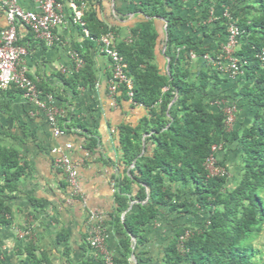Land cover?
<instances>
[{
  "label": "trees",
  "instance_id": "16d2710c",
  "mask_svg": "<svg viewBox=\"0 0 264 264\" xmlns=\"http://www.w3.org/2000/svg\"><path fill=\"white\" fill-rule=\"evenodd\" d=\"M74 1L78 7L82 5L80 0ZM190 1L199 10L181 15L177 10L182 0H138L136 10L144 19L131 28L128 40L117 42L133 81V101L146 108L147 115L134 126L118 127L121 163L129 171L114 178L117 208L112 224L123 235L121 258H113L114 264H132L128 260L133 251L131 237L135 249L144 247L148 241L145 227L157 218L161 207L197 221L174 234L157 264L261 263L260 252L252 242L264 225V203L259 196L264 192V64L259 59L264 50V0ZM212 5L221 10L216 18L210 12ZM226 10L231 18L224 16ZM157 19H162L163 28ZM230 22L239 30L232 56L239 59L241 74L234 80L237 90L228 94L225 88L233 79L223 70L228 64L223 48ZM187 24L189 30L176 33L178 26ZM79 25L84 40L73 50L84 64L62 78L72 98L79 88L92 87L96 82L93 61L85 49L99 45L101 35L114 31L99 19L93 3L84 10ZM191 53L205 60L195 72ZM37 87L42 95L50 94ZM115 95L128 99L122 84ZM238 101L249 105L251 122L241 130L230 131L226 107H235ZM233 143L239 172L230 186L226 159L218 155H227ZM214 145L220 148L214 151ZM211 156L227 174L209 173L206 165ZM25 174L18 151L0 145V225L11 223L5 199ZM133 183L137 184L135 212L127 211ZM121 213H125L123 219ZM186 231L191 233L183 241L182 252L180 237ZM23 263L51 264L44 253H36L32 243L26 247Z\"/></svg>",
  "mask_w": 264,
  "mask_h": 264
},
{
  "label": "crops",
  "instance_id": "0c3cea01",
  "mask_svg": "<svg viewBox=\"0 0 264 264\" xmlns=\"http://www.w3.org/2000/svg\"><path fill=\"white\" fill-rule=\"evenodd\" d=\"M80 1L83 12L91 3L96 5L99 19L114 28L116 42L128 40L131 28L144 19V15L136 10L138 0ZM17 2L24 9L39 11L36 0ZM62 4L64 19L55 29L57 41L54 44H45L24 26L17 27V41L27 50L22 65L28 75L50 92L41 96L45 100L51 97L57 109L56 123L63 133L55 135L46 112L23 97L16 88L0 92V145L16 149L20 163L26 166V174L19 178L16 189L5 199L10 208L8 217L11 223L0 225V264H24L29 243L34 245L36 253H44L51 264L86 261L98 264L99 260L102 261L101 253L87 243L93 225L91 210H96L103 218L106 251L113 258H121L123 235L112 224V215L117 208L114 178L127 174L129 170L121 163L118 127L136 125L147 115V109L128 99H117V95L110 93L111 63L100 52L97 43L85 49L93 61L96 82L92 87L79 88L77 96L72 98L62 78L74 70L71 52L73 46L84 39L69 0H62ZM197 10L190 0H182V7L177 12L186 15ZM220 11L214 5L210 7L212 18H216ZM157 20L163 28L162 19ZM7 26L6 10L0 5V32ZM189 26H178L176 33L189 30ZM164 50L163 46L161 52ZM204 63L203 58L193 59L192 71L199 70ZM234 80L225 88L228 94L238 88ZM214 104L221 106L222 102ZM234 106L235 118L229 126L230 131L241 130L251 122L252 116L246 102L238 101ZM68 144L70 148H67ZM88 144H92L90 149ZM230 149L227 155L220 153L218 157L225 158L226 165L235 160L239 163L236 144L233 143ZM59 151L65 152L76 164L78 195L75 197H71L64 173L54 165ZM136 192L137 184L133 183L127 211L137 210ZM159 211L157 218L145 227L148 241L144 247L135 249V240L131 237L133 251L128 260L132 264L161 262L164 248L174 234L182 226L197 221L186 214L171 213L167 207H161ZM124 214H120L121 219ZM66 248L68 255L65 254Z\"/></svg>",
  "mask_w": 264,
  "mask_h": 264
},
{
  "label": "built area",
  "instance_id": "2783aa9c",
  "mask_svg": "<svg viewBox=\"0 0 264 264\" xmlns=\"http://www.w3.org/2000/svg\"><path fill=\"white\" fill-rule=\"evenodd\" d=\"M39 5V11H32L22 8L17 0H0V5L6 10V19L8 26L0 32V92L14 87L21 92L23 97L32 101L37 108L46 112L47 118L51 126L54 127L55 135L62 134V130L57 126L56 114L57 109L52 104L51 97L46 100L42 98V94L37 87V83L32 79L25 66L22 65V58L26 54V48L18 43L17 27L24 26L31 30L34 35L47 45H52L57 41L55 29L63 23V4L60 0H36ZM77 21L83 15L81 7H78L74 0H69ZM83 6V5H81ZM224 16L231 18L227 10ZM85 34L88 33L85 31ZM239 30L234 22H230L228 26V41L223 48V52L227 55L228 64L223 68L224 73L231 79H235L241 74L239 59L232 56L237 45V36ZM100 45V52L103 53L111 63V77L108 81V89L112 95H115L118 87L122 84L127 89L128 100L133 101V81L128 72V66L123 56L117 50V42L113 32H108L100 36L97 40ZM71 58L74 61V69L78 70L84 64L82 57L75 51L71 52ZM191 58L195 59L196 55L191 53ZM207 58V56H204ZM259 59L264 64V50L259 54ZM235 112V107H230ZM227 126L233 121V113L227 111ZM235 114V113H234ZM71 145L68 144L67 148ZM219 146H212V150L219 149ZM54 165L60 168L64 173L67 185L70 189L71 197L78 195L77 167L71 158L62 151L54 159ZM211 175L227 174L225 168L217 166L216 158L211 156L206 165ZM90 217L93 221L92 230L87 237V243L99 250L102 255L103 264H114L113 256L105 249V231L103 228V218L96 210H91ZM190 231H186L180 237V250L185 252L183 241L186 240ZM184 264H191L185 262Z\"/></svg>",
  "mask_w": 264,
  "mask_h": 264
},
{
  "label": "rangeland",
  "instance_id": "374dc122",
  "mask_svg": "<svg viewBox=\"0 0 264 264\" xmlns=\"http://www.w3.org/2000/svg\"><path fill=\"white\" fill-rule=\"evenodd\" d=\"M227 111H229L231 114L233 113V120H234V111L232 108L230 107H226ZM233 122V121H232ZM228 173H229V178L230 180V186H232L238 178V167L239 164L238 162L235 160L232 162V164H228ZM263 193L264 192H259V196L262 199L263 203H264V197H263ZM252 246L258 250L260 252V256H261V263L260 264H264V225L262 227V230L256 235V237L254 238L253 242H252Z\"/></svg>",
  "mask_w": 264,
  "mask_h": 264
},
{
  "label": "water",
  "instance_id": "95a60500",
  "mask_svg": "<svg viewBox=\"0 0 264 264\" xmlns=\"http://www.w3.org/2000/svg\"><path fill=\"white\" fill-rule=\"evenodd\" d=\"M167 67H168V63H167ZM177 97H175V99H176Z\"/></svg>",
  "mask_w": 264,
  "mask_h": 264
}]
</instances>
